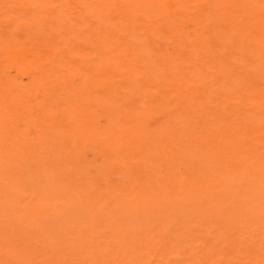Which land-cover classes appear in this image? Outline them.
<instances>
[{
    "label": "rangeland",
    "instance_id": "1",
    "mask_svg": "<svg viewBox=\"0 0 264 264\" xmlns=\"http://www.w3.org/2000/svg\"><path fill=\"white\" fill-rule=\"evenodd\" d=\"M263 55L264 0H0V264H264Z\"/></svg>",
    "mask_w": 264,
    "mask_h": 264
},
{
    "label": "bare ground",
    "instance_id": "2",
    "mask_svg": "<svg viewBox=\"0 0 264 264\" xmlns=\"http://www.w3.org/2000/svg\"><path fill=\"white\" fill-rule=\"evenodd\" d=\"M238 6V5H237ZM236 7V6H235ZM163 13V12H162ZM159 27V26H158ZM149 28H150V26H149ZM255 31V30H254ZM166 32V31H165ZM163 34H164V32H163ZM171 35V34H170ZM145 37V36H144ZM147 37V36H146ZM163 37H164V35H163ZM162 37V38H163ZM235 37V36H234ZM245 40V39H244ZM242 41V40H241ZM134 43V42H133ZM157 45V44H156ZM134 46V45H133ZM136 47V46H135ZM152 49H154V48H152ZM159 49V48H158ZM155 51V50H154ZM245 51V50H244ZM138 52V51H137ZM159 52V51H158ZM264 56V55H263ZM262 62V61H261ZM262 64V63H261ZM181 79V78H180ZM209 79V78H208ZM90 103V102H89ZM219 106V105H218ZM214 107H217V105H215ZM216 110H219V109H216ZM214 112V111H213ZM213 112H211L210 114L212 115V117H213V119L211 120V122L210 123H208V121H206V120H204V118H206V116H205V112L203 113V114H201V115H199L200 116V118H197V121H198V125H197V127L199 126V127H201L202 129L203 128H205V127H207V130H208V128L209 129H211L212 127L214 128V130L216 129L217 131L218 130H220V137L221 138H223V136H224V134H222L223 133V131L224 130H226L224 127H225V125H224V123L222 122V119H224L225 118V120H226V117H220V119L219 120H217L218 119V116L217 115H215V114H213ZM202 116H203V119H202ZM201 120V121H200ZM221 120V121H220ZM219 122V123H218ZM197 124V123H196ZM214 125H216V126H214ZM209 134H213L212 133V131L210 130V133ZM202 136V135H201ZM208 138H209V135L207 134L206 136H205V138L203 139V140H201V141H203L204 142V144H212V142L211 141H213V140H211V141H208ZM199 141V140H198ZM200 141V142H201ZM192 152V151H191ZM247 164H245V166H246ZM158 173V172H157ZM210 178H211V176H210ZM243 180V179H242ZM139 183V182H138ZM133 187V186H132ZM256 190V189H255ZM206 195V194H205ZM33 196V195H32ZM170 197V196H169ZM219 197V196H218ZM42 198V197H41ZM168 198V197H167ZM237 199V198H236ZM234 200H235V198H234ZM33 201H34V199H33ZM240 202V201H239ZM187 204V203H186ZM185 204V205H186ZM227 204V203H226ZM234 204H235V202H234ZM36 205V204H35ZM37 206V205H36ZM79 206H80V204H79ZM222 206V205H221ZM39 207V206H38ZM34 208V207H33ZM32 208V209H33ZM232 208V207H231ZM30 209V208H29ZM31 209V210H32ZM28 210V209H27ZM30 211V210H29ZM187 211V210H186ZM190 210H188L187 212H189ZM31 212V211H30ZM44 215H46V214H44ZM37 217H39V216H37ZM178 217V216H177ZM192 218V217H191ZM49 219V218H48ZM29 221V220H28ZM55 222V221H54ZM57 223V222H56ZM33 230H35V229H33ZM45 237V236H44ZM125 246V245H124ZM120 247V246H119ZM122 247V246H121ZM120 247V248H121ZM122 249V248H121ZM88 262V261H87Z\"/></svg>",
    "mask_w": 264,
    "mask_h": 264
}]
</instances>
